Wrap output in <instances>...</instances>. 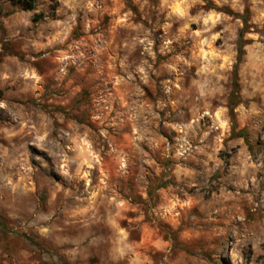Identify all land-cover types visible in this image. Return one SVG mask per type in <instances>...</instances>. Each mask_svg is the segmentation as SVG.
I'll return each mask as SVG.
<instances>
[{
  "label": "rangeland",
  "instance_id": "rangeland-1",
  "mask_svg": "<svg viewBox=\"0 0 264 264\" xmlns=\"http://www.w3.org/2000/svg\"><path fill=\"white\" fill-rule=\"evenodd\" d=\"M0 264H264V0H0Z\"/></svg>",
  "mask_w": 264,
  "mask_h": 264
},
{
  "label": "trees",
  "instance_id": "trees-1",
  "mask_svg": "<svg viewBox=\"0 0 264 264\" xmlns=\"http://www.w3.org/2000/svg\"><path fill=\"white\" fill-rule=\"evenodd\" d=\"M237 53H238L237 59L240 61V58H241V56L243 54V51H242V47L241 46L238 47Z\"/></svg>",
  "mask_w": 264,
  "mask_h": 264
}]
</instances>
